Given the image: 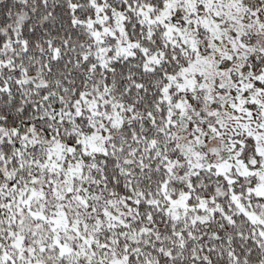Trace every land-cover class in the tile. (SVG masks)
I'll use <instances>...</instances> for the list:
<instances>
[{
  "label": "snow or ice",
  "instance_id": "snow-or-ice-1",
  "mask_svg": "<svg viewBox=\"0 0 264 264\" xmlns=\"http://www.w3.org/2000/svg\"><path fill=\"white\" fill-rule=\"evenodd\" d=\"M0 264H264V0H0Z\"/></svg>",
  "mask_w": 264,
  "mask_h": 264
}]
</instances>
